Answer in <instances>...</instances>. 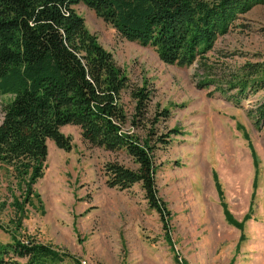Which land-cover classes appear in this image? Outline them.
<instances>
[{
	"label": "rangeland",
	"instance_id": "374dc122",
	"mask_svg": "<svg viewBox=\"0 0 264 264\" xmlns=\"http://www.w3.org/2000/svg\"><path fill=\"white\" fill-rule=\"evenodd\" d=\"M74 9L130 86L149 82L152 105L170 110L161 128L182 133L154 154L158 195L169 210L168 237L139 185L120 191L105 184L106 163L135 168L130 160L92 147L78 127L66 125L60 130L71 150L46 142L43 175L32 187L38 198L31 204H21L13 169L0 163V243L12 236L32 239L78 264H264V127L256 128L247 114L263 93L240 106L218 92L209 96L213 87H197V64L166 65L153 47L120 37L85 5ZM215 50L224 55L220 62L231 64L264 52V5L241 16ZM8 98H0V111ZM122 103L130 114L127 92ZM222 203L240 226L225 218Z\"/></svg>",
	"mask_w": 264,
	"mask_h": 264
},
{
	"label": "trees",
	"instance_id": "16d2710c",
	"mask_svg": "<svg viewBox=\"0 0 264 264\" xmlns=\"http://www.w3.org/2000/svg\"><path fill=\"white\" fill-rule=\"evenodd\" d=\"M78 4L94 11L120 37L153 47L162 63L197 64L201 71L197 87H213L209 96L218 92L240 106L263 93L247 111L254 126L262 128L264 52L242 55L243 63L231 64L220 62L224 55L218 56L215 44L264 0H0V98L9 96L0 111V163L13 169L21 204L38 198L32 187L43 175L46 142L71 150L70 139L60 129L72 125L92 147L130 160L135 168L106 163L105 184L120 191L139 185L168 237L169 210L158 195L154 154L182 133L161 128L170 110L152 105L149 82L130 86L112 54L85 27L74 9ZM126 92L133 102L130 114L122 103ZM222 207L225 218L240 226L224 203ZM64 262L78 264L73 258L64 261L60 251L32 239L12 236L10 242L0 243V264Z\"/></svg>",
	"mask_w": 264,
	"mask_h": 264
}]
</instances>
